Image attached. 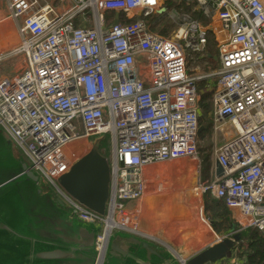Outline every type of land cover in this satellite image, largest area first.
<instances>
[{
    "label": "built area",
    "instance_id": "obj_1",
    "mask_svg": "<svg viewBox=\"0 0 264 264\" xmlns=\"http://www.w3.org/2000/svg\"><path fill=\"white\" fill-rule=\"evenodd\" d=\"M168 2L5 0L19 43L7 52L0 43V63L20 62L0 77V132L23 153L39 187L99 230L98 261L117 231L146 237L130 205L158 201L163 179L179 176L174 164L190 168L187 177L193 164L199 176L200 78L190 74L188 60L207 53L209 33L218 41L212 119L223 139L214 152L223 175L194 178L192 194L200 204L208 194L224 201L241 231L264 239V0L183 2L206 24L184 13L182 1L166 9ZM154 13L156 21L175 23L171 38L150 31L146 19ZM106 135L113 144L110 197L98 214L57 181L78 160L72 147Z\"/></svg>",
    "mask_w": 264,
    "mask_h": 264
},
{
    "label": "water",
    "instance_id": "obj_2",
    "mask_svg": "<svg viewBox=\"0 0 264 264\" xmlns=\"http://www.w3.org/2000/svg\"><path fill=\"white\" fill-rule=\"evenodd\" d=\"M185 2L186 0H180ZM166 12L162 9L160 14ZM117 24V22H116ZM204 127L201 126V133ZM100 140H96L92 150L76 162L68 173L58 179V185L72 198L77 200L86 208L98 214H104L110 197L111 171L107 159L99 153ZM9 170V162L6 163ZM17 173H13L8 181L0 185V190L9 187V196L16 192L19 195L23 192L22 185L28 186L24 189L21 197H34L48 201L52 206L65 208L61 199H53L48 186L38 187L39 177L33 173L27 163L21 159L18 163ZM217 177L223 175V168L218 161L215 164ZM4 187V188H3ZM1 190V191H3ZM0 191V192H1ZM5 199H0V205ZM10 202V201H9ZM71 225L79 230L81 237L89 240L84 246L83 240H73L72 243L46 242L38 241L32 238L31 228L17 219L0 225L9 232V235L15 234L23 245V262L26 264H80L78 262L79 250L87 254L90 259L83 264H209L218 263L232 256L236 242L239 241V235L234 238H226L223 241L209 247L189 260H179L177 256L163 245L155 244L148 238H138L129 234L118 233L112 235L100 261L95 251V242L98 229L91 224L80 220L74 213L62 212ZM13 228V229H12ZM15 230V231H13Z\"/></svg>",
    "mask_w": 264,
    "mask_h": 264
},
{
    "label": "crops",
    "instance_id": "obj_3",
    "mask_svg": "<svg viewBox=\"0 0 264 264\" xmlns=\"http://www.w3.org/2000/svg\"><path fill=\"white\" fill-rule=\"evenodd\" d=\"M162 0V3H164ZM215 42L217 44V51L216 53H213L212 60L213 62L206 59L207 53L200 55H197L195 60L191 62V64H188L189 69H191L190 74L192 76H197L200 78L198 82V91L202 100L203 95H207L211 97L212 99V105H213V91L217 85V73L219 69V61H218V41L215 39ZM10 47V46H9ZM15 45L13 46V48ZM211 57V55H210ZM210 62V63H208ZM215 63V66L212 70L205 72L204 68L206 67V64H211L213 66ZM201 104V103H200ZM201 107V105H200ZM202 109V108H201ZM213 112V109H212ZM212 112L209 114V117L212 119ZM202 117V116H201ZM213 122V119H212ZM202 126V125H201ZM0 152L5 149V155L0 156V174H4L5 177L0 180V185L8 181V178L11 174L17 173L18 171V163L21 159L24 158L23 155H20L19 151L14 150L12 148H9V152L6 151L7 147L10 146L12 143L11 140L2 132H0ZM214 141L216 145L220 144L222 142V138L220 136H214ZM23 156V157H22ZM9 160V161H8ZM25 161V159H23ZM9 162V170H7L6 163ZM26 162V161H25ZM212 169H214L215 172V164L216 159L214 157V153L212 155ZM202 168V164H201ZM185 177H187L185 175ZM202 174L201 170L199 171L198 178L201 180ZM202 181V180H201ZM22 185L23 192L21 195H19L16 192H13L9 196V213L7 214V211L3 210L0 207V222L5 223L6 225H10L9 222L12 223L13 220H21L25 226H29L32 230V238L38 239V241H46V242H60L64 241V243H72L73 240H83L84 246L86 243H88L89 240H86V237H81L79 230L74 225H71L68 220L66 219L64 213L67 212L66 207L63 208L59 206V208L52 206L48 201H43L42 199H36L34 197H21L23 196L24 189L28 186L25 183H20ZM38 186V185H37ZM39 187V186H38ZM4 188V187H3ZM3 190V189H1ZM0 190V191H1ZM2 192V191H1ZM50 192V191H49ZM51 193V192H50ZM53 199H57L54 196V193H51ZM207 196V195H205ZM203 208H205V203L202 204ZM130 208L132 210H138L141 214V227H139V230L145 234L143 236L146 237H139L140 235H134L129 233L126 230H119L116 232L123 233V234H129L131 236H135L138 238H148V240L153 241L155 244L163 245L167 247L171 252H173L179 260H189L192 257H194L197 253L212 247L213 245L219 243L220 241H223L226 238H234L235 236L239 235V241L236 242L235 248L233 250L232 256L227 258L224 261L218 262L220 264L227 263V264H248L247 262V254L245 245L249 243H255L252 241V238H256L257 236L260 238V236L253 231V234H250L249 232L246 233V231H241L239 225L235 222V220L232 217L231 212L227 210L229 214V219L232 221L233 230L227 232V233H220L217 232L215 227L217 226V223L220 222V220H211L207 216L206 208L205 211L203 210V215L200 222L204 225L205 233L201 234H195L193 236H188L189 239H184V241H179L181 244L180 247H178L175 241V237H173V242H171V232L167 231L165 227L162 229V225H159V229L161 232L154 230V224L153 220H158L156 213L159 212L160 209H162V206L159 207L157 200L155 197H148L147 199L143 200L142 202H138L135 204H131ZM174 210V209H173ZM173 212V211H172ZM171 212V213H172ZM186 213L189 212V210H185ZM192 215V214H191ZM153 216V218H152ZM170 216V215H169ZM188 217H190V214L188 213ZM181 223H187L188 221H185L184 219H178ZM161 221L165 222L166 220L161 219ZM160 221V222H161ZM178 223V222H177ZM189 225V224H188ZM200 227V226H199ZM202 227V226H201ZM96 228V227H95ZM13 229V228H12ZM162 229V230H161ZM15 231V230H13ZM173 231V229H172ZM150 232V233H149ZM245 234L247 238H245ZM186 238V237H185ZM24 250L23 245L20 243L18 238L15 234L12 233V235H9V232L6 231L1 225H0V264H26L23 262L22 258L24 257ZM80 255L78 256V262L80 264H83L85 261L90 259L89 253L84 254L79 250Z\"/></svg>",
    "mask_w": 264,
    "mask_h": 264
},
{
    "label": "rangeland",
    "instance_id": "obj_4",
    "mask_svg": "<svg viewBox=\"0 0 264 264\" xmlns=\"http://www.w3.org/2000/svg\"><path fill=\"white\" fill-rule=\"evenodd\" d=\"M165 1H163V2H165ZM170 1H171V4L169 3ZM169 2L165 3L166 9H172V6H175V4L173 3V0H169ZM182 4H183V2H182ZM86 15L88 16L89 19H91L90 14L86 13ZM8 16H9V11H8L7 5L5 3V0H0V43L2 44V46H3L2 49L5 52L9 51L10 49L13 48L14 45L16 46L19 43V37H18L17 31H16V27H15L14 23L11 20H9ZM152 16H155V13L153 15H151L149 18H151ZM107 19H108V23H109L111 17L108 16ZM168 19H170V18H168ZM206 23H209V20L206 21ZM173 31H171L167 37L171 38ZM210 52H214V51H210ZM18 62H20V61H18ZM18 62H17L16 58H12V59H10V61L8 59L6 62L0 63V77L3 76V74H6L7 76L12 75V73H13L12 67L15 64H17ZM208 63H210V62H208ZM214 66H215V63L213 66H211V64H206V67L204 68L205 72L212 70ZM3 72H5V73H3ZM214 136H216V133L214 131V125H213L211 136H209L210 142L211 143L213 142L212 155L215 152L216 148L223 143V139H222V142L220 144L216 145V143L214 141ZM0 139H1V136H0ZM98 140H100L99 148H98L99 153L107 159L108 163L111 164L112 163V157H113V144H112L111 135H106L104 137L99 138ZM95 142L96 141H94V143ZM198 143H199V140H198ZM200 144H201V141H200ZM93 145L94 144H85V147H81V148H79L78 146H74L70 150L73 153H76V152L80 153L77 157V159H78L77 162H78L81 158H83L85 155H87L92 150ZM9 148H12L13 151L17 150V151H19L20 155H23V153L16 148L14 143H11L10 146L7 147L6 151L9 152ZM1 155H5V149H3V151L0 152V156ZM188 165H191V167L193 169V172H188V177H185V172H187L188 169H190V168H186V165L184 163H176L173 165V169H176L175 171H180V172H176L179 176L178 177L172 176V179H171V174H170L169 175L170 177H167L166 179L164 178L163 182L170 184L169 189H171V187H175V183L179 182L180 186L188 188L189 190L191 189L190 194H188L186 192H178L174 196H171V194L170 195H164V194L159 195L157 203L161 204L160 206H162V209H160L159 212L156 213L158 220H153V224L155 227L154 230L159 231V232H161L159 229V227H160L159 225H162L163 226L162 229H163L167 224H169L171 222V233H170L171 234V242H172V244H174L173 238H172V235H173V237H175V241H176V244H174V245H177L178 247L181 246V245H179V244H181L179 241H184V239H189L188 236H190L189 235L190 232L194 233V234H201L202 235L200 227L202 226L201 229L204 227V225L200 222V220L203 218L202 217L203 210L205 211V208H203L202 204L205 203V197L206 196L203 197L202 204H200L199 201L194 199L195 197L192 194V190H193V188L196 184V181H197L195 179L198 178V177H196L197 171H195V169L193 168V166H194L193 164L189 163ZM179 167H182V168L177 170V168H179ZM173 169L171 168V170H173ZM166 170H167V168H165V167L161 168V172H165ZM213 172H214V169H212V171L208 172L206 167L202 165L201 180L203 182L204 181H213V179H214V173ZM192 174L194 175V177L191 176ZM4 177H5L4 174H0V180H2ZM159 181H161V178L159 179ZM51 188H52V191L54 192L53 186H51ZM173 191L174 190L171 189V192H173ZM177 194L178 195L180 194L182 197H184V196L188 197L186 199L185 203L190 205V207H191V209H189L190 211L188 212L190 214V218H191V220H190L191 221V223H190L191 228L185 230V232L183 231L184 230L183 226H181L182 223L178 220V218L176 216H175L176 218L173 216V213L171 214L173 209L178 207L177 204L173 203L172 201L170 204L168 201L170 197H175ZM54 196H55V198H60L59 196H57V194L55 192H54ZM164 196H169V198L167 200L162 201L161 199L162 198L164 199ZM0 199H5L4 202L0 205V207L3 210H5V212L7 211V214H8L9 213V187L6 188L5 190H3L2 192H0ZM191 200H193V201H191ZM186 207H188V206H186ZM152 218H153V216H152ZM161 219H164L166 221L163 222V221H161ZM185 221H188V220H185ZM176 222L179 223L180 228L172 231V226H175ZM167 227L168 226H166L165 228L168 229L169 227L168 228ZM167 231H169V229ZM250 233L253 234V231L251 230ZM245 238H247L246 234H245Z\"/></svg>",
    "mask_w": 264,
    "mask_h": 264
},
{
    "label": "trees",
    "instance_id": "obj_5",
    "mask_svg": "<svg viewBox=\"0 0 264 264\" xmlns=\"http://www.w3.org/2000/svg\"><path fill=\"white\" fill-rule=\"evenodd\" d=\"M171 4V1L169 2ZM183 12L191 15V17L195 20L200 21L202 24H206V19L203 17L201 13L193 11L192 4H183ZM147 24L149 25L150 31L155 34H158L162 37H167L171 31L176 29L175 23H173L168 18H162L156 21V15L151 18L146 19ZM215 36L213 33H209L208 36V46H207V56L206 59L213 62L212 54L217 51V44L215 42ZM214 51V52H210ZM211 55V57H210ZM197 55L190 54L188 64H191L193 60H195ZM201 108H202V117H201V125L204 127V130L199 133V151L201 153V164L206 167L207 171L210 172L213 164H212V149L213 142H210L209 136H211L213 123L209 117V114L212 112L213 105L211 97L207 95L202 96L201 100ZM201 141V144H200ZM204 144V145H203ZM205 208L207 212V216L211 220H220L217 223L215 229L220 233H227L233 230V223L229 219V214L227 212L226 203L221 200H216L212 195H207L205 197ZM189 220L191 218L189 217ZM252 241L255 242L249 243L245 245L246 254H247V262L248 264H264V239L252 238Z\"/></svg>",
    "mask_w": 264,
    "mask_h": 264
},
{
    "label": "bare ground",
    "instance_id": "obj_6",
    "mask_svg": "<svg viewBox=\"0 0 264 264\" xmlns=\"http://www.w3.org/2000/svg\"><path fill=\"white\" fill-rule=\"evenodd\" d=\"M216 172V171H215ZM166 173H171V171H166ZM149 178H152L151 176H150V174L148 175V180H149ZM153 186V185H152ZM160 187L163 189V192H164V195H170L171 194V196H174L176 193H178V192H186V193H188V194H190V192H191V190H189V189H187V188H185V187H182V186H180V183L179 182H176L175 183V187H171V189H173L174 191L173 192H171V189H169V185L168 184H165L164 182H162V184L160 185ZM187 194V195H188ZM189 196V195H188ZM191 197V196H190ZM162 198V197H161ZM169 198V196H164V199L162 198L161 200L162 201H164V200H167ZM188 197H182L180 194L178 195H176L175 197H170L169 198V203L171 204V201L173 202V203H176L177 204V206L178 207H176V208H174V210H173V216L175 217H177L178 219H184V220H189V217H188V213H186L185 212V210H189V209H191V207H190V205H188V204H186L185 202H186V199H187ZM196 198V197H195ZM194 198V199H195ZM191 199V198H190ZM197 200V199H196ZM195 200V201H196ZM191 201H193V200H191ZM188 203V202H187ZM186 206H188V207H186ZM190 211V210H189ZM171 213V214H172ZM175 217V218H176ZM189 223L187 222V223H182L181 224V226H183V231L185 232V229H187L188 227H187V225H188ZM166 226H168L169 227V231L171 232V222L169 223V224H167ZM165 226V227H166ZM180 228V226H179V223H177L176 222V225L175 226H172V229L173 230H177V229H179ZM201 228V227H200ZM150 233V232H149Z\"/></svg>",
    "mask_w": 264,
    "mask_h": 264
},
{
    "label": "snow or ice",
    "instance_id": "obj_7",
    "mask_svg": "<svg viewBox=\"0 0 264 264\" xmlns=\"http://www.w3.org/2000/svg\"><path fill=\"white\" fill-rule=\"evenodd\" d=\"M148 3L154 4L155 3V0H148Z\"/></svg>",
    "mask_w": 264,
    "mask_h": 264
}]
</instances>
